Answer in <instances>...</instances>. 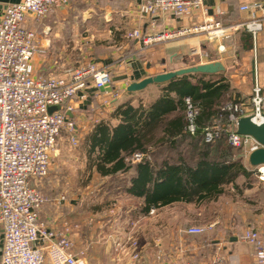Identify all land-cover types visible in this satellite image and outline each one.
I'll return each instance as SVG.
<instances>
[{"label": "built area", "instance_id": "1", "mask_svg": "<svg viewBox=\"0 0 264 264\" xmlns=\"http://www.w3.org/2000/svg\"><path fill=\"white\" fill-rule=\"evenodd\" d=\"M76 0H22L8 5L0 17V225L3 227L2 264H87V250L76 251L73 226L64 225L52 229L41 220V210L46 202L42 191L34 181L49 174L51 157L63 131L78 143L76 124L68 112L74 110L71 103L75 97L86 99L87 90L94 87L106 92L113 83L111 72L89 61L79 67L67 69L62 75H38L34 58L41 52L37 33L27 27L32 15L41 20L57 8L69 6ZM259 4L242 6V10L254 11ZM141 13L153 23L162 14L171 13L183 17L194 10L203 13L204 0H149L139 6ZM246 29L256 38L263 24L254 16L251 20L225 27L221 22L208 20L194 28L213 37L229 38L232 31ZM183 31L146 32L134 29L127 37L138 39L143 47L183 35ZM261 88H254L251 99L253 114H248L249 105L228 103L229 126H206L202 134L206 142H214L226 132L231 145L241 148L249 158L251 152L263 147L251 136L237 132L238 118L253 115L257 123L264 121V98ZM187 130L197 131L198 110L191 99L186 98ZM56 106L57 110L50 111ZM144 154H133L134 161L142 160ZM253 175L264 181V163L251 165ZM155 209H151L154 213ZM205 227L193 226L190 234H200ZM241 240L254 247L256 264H264V238L254 228H246ZM205 264H227L225 257L217 253Z\"/></svg>", "mask_w": 264, "mask_h": 264}, {"label": "crops", "instance_id": "2", "mask_svg": "<svg viewBox=\"0 0 264 264\" xmlns=\"http://www.w3.org/2000/svg\"><path fill=\"white\" fill-rule=\"evenodd\" d=\"M21 1L0 0V17L8 5ZM88 1L90 0H84L85 3H88ZM146 1L149 0H114L115 4L120 8H128L132 17L128 23L129 25L127 23L111 25L112 27H110L109 32L105 30L104 25L98 27V23L91 19V17H87L83 21L85 25L82 29L77 28L72 22L61 21L62 19L64 20L61 14L67 12L68 6L57 8L47 18L41 20H36L32 15L27 19V27L37 33L36 41L41 51L34 58V68L38 75L58 76L62 75L67 69L73 68L74 58L67 53L69 51L67 48L72 45V41L74 42L77 36L80 37L82 35L88 38L86 49L89 51L88 56L90 57V61L97 62L100 67L108 69L112 74L113 83L108 88V91L98 92L94 87H90L87 90L88 96L86 99L75 97L72 100L71 103L74 105V110L68 112V116L76 124L78 140L81 138H85L86 140V137L91 134L95 125L100 121H110L113 125H116L119 120L112 118L111 115L118 105L127 101L135 105L140 103L149 104L160 94L159 84L149 85L142 91H127L128 85L132 82L141 81L148 76L164 71L177 70L212 61H220L225 66V71L214 73L216 75L212 78L224 77L230 83L231 91L237 90L242 93L243 97L247 98L245 104H249L247 107L248 114H253L254 110L251 106V99L256 86L262 89L261 95L264 98V0H204V13L200 10H194L180 18L173 16L171 13L162 14L155 19V23H153L149 16L141 13L139 10L140 4ZM254 4H259L260 7L254 11L241 9L242 6ZM254 16L263 24V28L256 38L244 28L232 31L229 38H211L206 32L194 30L195 27L202 25L208 20L219 21L225 27H230L251 20ZM127 26L130 27L128 28ZM137 28L146 32L180 30H187V32L176 38L143 47L140 40L127 37L129 31ZM193 80L195 81L196 79ZM144 94H147L146 97H143ZM228 103H232V101L226 104ZM70 136L67 131H63L58 143L62 144L68 140L70 142ZM88 147L89 145L87 144L84 149L88 157L89 169L93 171V174L96 171L91 166V160L87 151ZM246 162L251 165L249 158L245 155L244 163L246 164ZM97 175L99 174L97 173ZM101 178L105 180L116 179L120 183L119 195H117L115 200L142 201V198H137L128 192L127 187L129 186L130 178L128 174H121L115 178ZM244 180V177H240L238 182H243ZM38 182H41V187L48 197L40 213L41 220L52 229H59L64 225L71 224L74 228L72 234L73 240L80 241L88 249L87 264H109L108 255L106 254H109L110 249L113 250V254L117 253L115 249L118 250L117 242H114V235H110L111 237H107L104 240L97 239L94 241L90 237L85 222L88 216L90 219L92 218L96 210H90L88 216L80 212V210L74 211L75 200L67 198L68 201L65 202L63 201L64 197H62V194L58 192L57 186L61 181L57 175L53 176L51 174L46 182L42 180ZM231 188L234 190V185H231ZM51 190H54V192ZM223 198L224 195L220 196L218 200L201 205L176 202L171 205L151 209H155L165 219L167 222L165 228H172L175 231L184 226L185 215L180 211L177 213L170 212L172 206L183 205L185 208L199 210L198 216L202 214L200 210L202 207L208 208L209 213L205 216L206 219L208 218L209 222L215 219L214 222H216L223 213H221L220 208L215 206V204ZM109 204L108 206H111L112 203ZM117 210L112 209L113 213L110 214L109 209L102 208L103 213L107 214L109 212V219L105 220L103 222L105 225H100V227L102 226L101 229L98 227V231L96 232L101 231V233H105L106 231H112L119 218L125 217V219H128V217H131L132 219V208L123 207L122 213H118ZM151 214H153L151 211L144 213L146 216H151ZM174 215H176L177 222L168 223ZM117 216L119 218H116ZM198 216H194V219L200 221L205 219L198 218ZM78 222L79 224L81 223L79 230L75 228ZM214 222L212 226L215 225ZM110 238L113 239L111 240ZM2 245L3 227L0 225V264H2ZM172 247L177 249V252L191 248L199 264L207 263L206 253L208 251V244L192 245L188 248L183 241L176 240ZM95 248L100 250V254L103 256L106 255L105 259L108 262L102 261L96 255ZM218 248L221 249L218 253L225 257L227 264H256L254 247L242 241L237 235H231L228 242L220 241ZM75 250H77L76 247ZM178 253L176 254V258L170 260L167 264H171L172 262L183 264L179 261L180 255ZM185 263L187 264V262Z\"/></svg>", "mask_w": 264, "mask_h": 264}, {"label": "trees", "instance_id": "3", "mask_svg": "<svg viewBox=\"0 0 264 264\" xmlns=\"http://www.w3.org/2000/svg\"><path fill=\"white\" fill-rule=\"evenodd\" d=\"M214 75L191 73L160 84L154 101L118 105L111 115L118 123L100 121L86 137L96 173L112 178L128 174L127 190L142 198L144 213L176 202L209 203L226 196L231 185L240 195L250 189L253 171L243 161L244 151L230 144L226 132L214 142L202 134L206 126L228 128L227 102L249 105L224 77ZM187 97L198 110L195 134L187 130ZM135 153L144 154L142 160L134 161ZM240 177L245 178L242 184Z\"/></svg>", "mask_w": 264, "mask_h": 264}, {"label": "rangeland", "instance_id": "4", "mask_svg": "<svg viewBox=\"0 0 264 264\" xmlns=\"http://www.w3.org/2000/svg\"><path fill=\"white\" fill-rule=\"evenodd\" d=\"M128 10V8L117 6L114 0H90L88 3H85L84 0H76L68 6L67 12L61 14V17L64 18L61 21L72 22L77 28L82 29L85 25L83 21L87 17H91L98 23V27L104 25L105 30L109 32L111 25L129 23L132 15ZM47 17L48 15L44 18ZM87 41L88 38L84 35L77 36L74 42L72 41V45L68 46L67 53L74 58L72 67H79L90 61L89 51L86 49ZM146 95L144 94L143 97ZM68 141L57 144L51 157L49 174L36 182L34 181V185L36 184L35 186L42 191L47 200V194L43 191L41 182L38 181L46 182L51 174L57 175L61 181L57 186L58 192L62 194L65 202L68 201L67 198L75 200L74 211L80 210L88 216L90 210H96L92 218L90 219L88 216L85 222L90 237L94 241L104 240L114 235V242H117L118 250L115 249L117 253L113 254V250L110 249L109 254H106L109 264H167L176 258L178 252L180 263L199 264L193 249L189 248L192 245L208 244L206 253L208 262L220 252L221 249L218 248L220 241L228 242L231 235H237L241 239L243 231L248 226L256 227L264 238V181H260L253 175L248 180L251 185L250 189H244L243 194L240 195L231 188L229 193L215 204L223 213L216 222H214L215 219H212L210 221L212 223H210L208 218L206 219L205 216L209 213L208 208L202 207L200 209L202 214L198 216L199 210L185 208L183 205L172 206L170 212L180 211L185 215L184 226L173 231L172 228H165L167 222L156 211L151 216L144 215L140 200H115L119 195L120 183L116 179H102L96 172L92 174L93 171L89 169V161L84 149L87 146L85 138L79 139L76 144ZM241 156L244 161L245 153H242ZM246 165L251 168L248 162ZM239 183L242 184V182ZM51 191L54 192V190ZM109 203H112L111 206H108ZM104 207L110 210V214L113 213L112 209H118V213H122L123 207L132 208V219L131 217L125 219V217L117 216L116 218L119 219L112 231L96 232L97 228L100 225H105L103 222L109 219V212L107 214L102 212ZM194 216L205 219L196 220ZM173 222H177L176 215L171 217V221L168 223ZM213 222L214 226H212ZM79 225L81 226L79 222L75 225L77 230L80 229ZM193 226L205 227V231L200 234H190L188 229ZM176 240L183 241L189 249L177 252V249L172 247ZM74 243L76 251L86 249L88 252L87 247H84L80 241L74 240ZM95 251L102 261L108 262L105 259L106 255L100 254L101 251L96 248ZM171 264L177 263L172 262Z\"/></svg>", "mask_w": 264, "mask_h": 264}, {"label": "water", "instance_id": "5", "mask_svg": "<svg viewBox=\"0 0 264 264\" xmlns=\"http://www.w3.org/2000/svg\"><path fill=\"white\" fill-rule=\"evenodd\" d=\"M221 71H225V66L220 61H212L207 63H201L198 65H192L177 70L164 71L156 75L148 76L141 81L132 82L127 87V91L137 92L144 90L147 86L152 84H165L172 79L186 75V74H198L207 73L214 74ZM57 110L56 106L50 108V111ZM264 116V113H263ZM237 132L244 136H251L259 143L263 145L259 149L253 151L249 155V161L251 165H259L264 163V121L257 123L253 119V115H245L238 118Z\"/></svg>", "mask_w": 264, "mask_h": 264}]
</instances>
